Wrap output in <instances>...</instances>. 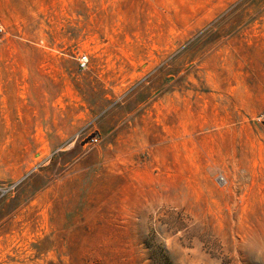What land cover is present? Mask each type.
<instances>
[{
    "label": "rangeland",
    "instance_id": "rangeland-1",
    "mask_svg": "<svg viewBox=\"0 0 264 264\" xmlns=\"http://www.w3.org/2000/svg\"><path fill=\"white\" fill-rule=\"evenodd\" d=\"M0 264H264V0H0Z\"/></svg>",
    "mask_w": 264,
    "mask_h": 264
},
{
    "label": "built area",
    "instance_id": "built-area-1",
    "mask_svg": "<svg viewBox=\"0 0 264 264\" xmlns=\"http://www.w3.org/2000/svg\"><path fill=\"white\" fill-rule=\"evenodd\" d=\"M86 63H87V57H86V55L80 56V58L78 60L79 66L83 68V67H85ZM94 140H95L94 138H91V141H94Z\"/></svg>",
    "mask_w": 264,
    "mask_h": 264
}]
</instances>
